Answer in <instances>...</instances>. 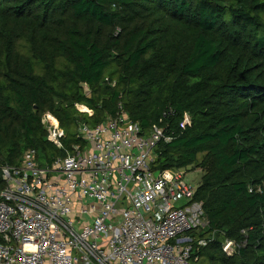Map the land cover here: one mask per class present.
<instances>
[{"label":"trees","instance_id":"1","mask_svg":"<svg viewBox=\"0 0 264 264\" xmlns=\"http://www.w3.org/2000/svg\"><path fill=\"white\" fill-rule=\"evenodd\" d=\"M119 103L172 138L155 171H202L198 264H264V0H0V194L2 166L30 149L42 165L65 157L80 124ZM47 113L63 149L47 140Z\"/></svg>","mask_w":264,"mask_h":264},{"label":"built area","instance_id":"2","mask_svg":"<svg viewBox=\"0 0 264 264\" xmlns=\"http://www.w3.org/2000/svg\"><path fill=\"white\" fill-rule=\"evenodd\" d=\"M42 124L63 149L58 120L47 113ZM76 138L49 164L30 149L20 166L1 167L0 264H198L210 222L186 170L153 169L159 144L172 140L165 129L144 132L119 103L102 123L80 124Z\"/></svg>","mask_w":264,"mask_h":264},{"label":"rangeland","instance_id":"3","mask_svg":"<svg viewBox=\"0 0 264 264\" xmlns=\"http://www.w3.org/2000/svg\"><path fill=\"white\" fill-rule=\"evenodd\" d=\"M82 109H83V112H84L85 108H82ZM84 113H86V112H84ZM201 175H202V171L200 169L191 170L189 168L187 170V177L186 178L188 179V181H190V182H192V183L197 185L199 183V181H200Z\"/></svg>","mask_w":264,"mask_h":264},{"label":"water","instance_id":"4","mask_svg":"<svg viewBox=\"0 0 264 264\" xmlns=\"http://www.w3.org/2000/svg\"><path fill=\"white\" fill-rule=\"evenodd\" d=\"M81 87L84 90V94L87 96L90 93V89L89 86L87 84H81ZM225 252L229 255L232 256L235 252V246L234 243H231L228 248L225 250Z\"/></svg>","mask_w":264,"mask_h":264},{"label":"bare ground","instance_id":"5","mask_svg":"<svg viewBox=\"0 0 264 264\" xmlns=\"http://www.w3.org/2000/svg\"><path fill=\"white\" fill-rule=\"evenodd\" d=\"M82 108H84V107H82ZM86 109V108H85ZM83 110V109H82Z\"/></svg>","mask_w":264,"mask_h":264},{"label":"crops","instance_id":"6","mask_svg":"<svg viewBox=\"0 0 264 264\" xmlns=\"http://www.w3.org/2000/svg\"><path fill=\"white\" fill-rule=\"evenodd\" d=\"M198 185H199V183H198Z\"/></svg>","mask_w":264,"mask_h":264}]
</instances>
